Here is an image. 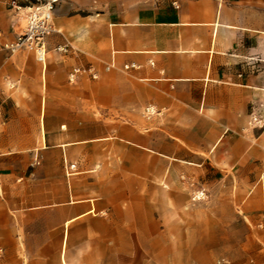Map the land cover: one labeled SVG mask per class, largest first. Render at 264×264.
I'll use <instances>...</instances> for the list:
<instances>
[{"label":"crops","instance_id":"obj_1","mask_svg":"<svg viewBox=\"0 0 264 264\" xmlns=\"http://www.w3.org/2000/svg\"><path fill=\"white\" fill-rule=\"evenodd\" d=\"M23 14L0 2V264H264V0H59L44 65L3 49Z\"/></svg>","mask_w":264,"mask_h":264},{"label":"built area","instance_id":"obj_2","mask_svg":"<svg viewBox=\"0 0 264 264\" xmlns=\"http://www.w3.org/2000/svg\"><path fill=\"white\" fill-rule=\"evenodd\" d=\"M7 8L18 13H24L26 21L22 32L12 42L3 45L11 55L20 52L32 53L41 64H45L47 57V39L55 32L54 10L59 0H36V3L29 2L28 6H23L20 0H0ZM24 8H29L23 12ZM64 50L63 47L59 48ZM80 76H88L93 80L98 78L97 71L92 67L79 66L70 74V80L76 81ZM152 109H147L151 113ZM250 124L255 127L264 126V119L252 113ZM73 168V167H72Z\"/></svg>","mask_w":264,"mask_h":264},{"label":"rangeland","instance_id":"obj_3","mask_svg":"<svg viewBox=\"0 0 264 264\" xmlns=\"http://www.w3.org/2000/svg\"><path fill=\"white\" fill-rule=\"evenodd\" d=\"M42 1H44V0H42ZM20 2H21V4L23 6H28L29 5V2L36 3V0H20Z\"/></svg>","mask_w":264,"mask_h":264},{"label":"bare ground","instance_id":"obj_4","mask_svg":"<svg viewBox=\"0 0 264 264\" xmlns=\"http://www.w3.org/2000/svg\"><path fill=\"white\" fill-rule=\"evenodd\" d=\"M27 10H29V8H24V9H23V12H26Z\"/></svg>","mask_w":264,"mask_h":264}]
</instances>
